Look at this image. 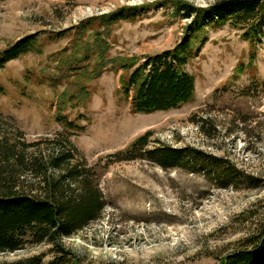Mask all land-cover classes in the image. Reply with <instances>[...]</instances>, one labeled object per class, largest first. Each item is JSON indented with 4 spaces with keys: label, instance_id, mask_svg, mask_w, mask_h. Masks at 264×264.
<instances>
[{
    "label": "rangeland",
    "instance_id": "1",
    "mask_svg": "<svg viewBox=\"0 0 264 264\" xmlns=\"http://www.w3.org/2000/svg\"><path fill=\"white\" fill-rule=\"evenodd\" d=\"M171 1L194 7L213 2L0 0V48L33 32L43 44L39 53L0 68V130L13 134L11 128H18L26 142L66 136L78 150L77 160L92 167L103 197L99 219L62 238L81 264H218L264 222V29L253 42L227 23L197 32L185 65L194 77L193 96L149 113L131 110L119 92L120 71L91 77V58L80 63H88L84 71L72 74L56 58L73 37L71 26L131 7L133 16L100 26L109 56L141 59L171 48L191 22L173 11ZM58 114L73 125L57 120ZM147 130L148 148L184 149L181 167L162 169L144 158L109 161V154ZM196 151L221 157L256 183L218 187L203 175ZM49 247L0 252V261Z\"/></svg>",
    "mask_w": 264,
    "mask_h": 264
},
{
    "label": "trees",
    "instance_id": "2",
    "mask_svg": "<svg viewBox=\"0 0 264 264\" xmlns=\"http://www.w3.org/2000/svg\"><path fill=\"white\" fill-rule=\"evenodd\" d=\"M170 5L181 17L191 18L186 32L171 48L144 54L141 59L133 55L109 56V42L100 26L107 28L118 19L133 16L135 11L131 7L91 16L71 26L73 37L56 58L72 74L88 64L81 66L82 61L91 58V77L99 76L105 69L120 71L119 92L129 99L131 110L149 113L176 107L193 96L194 77L185 65L195 48L197 32L227 23L241 30L242 38L253 42L264 29V0H213L205 7L171 1ZM69 30L53 35L60 37ZM37 35L38 32L25 34L0 48V68L26 53H39L43 44ZM241 68L242 64L236 66L235 75ZM56 119L73 125L62 114ZM11 129L13 134L0 130V252L41 243L50 247L45 252L2 260L0 264H81L78 256L64 246L62 238L101 216L104 202L92 167L77 160L78 150L66 136L55 135L40 143L26 142L18 128ZM151 134L147 130L136 136L124 148L109 154V161L144 158L162 169L181 167L184 149L148 148ZM196 153L204 163H200L203 175L215 180L218 187L235 186L241 181L256 183V178L221 157ZM218 260V264H264V222Z\"/></svg>",
    "mask_w": 264,
    "mask_h": 264
}]
</instances>
